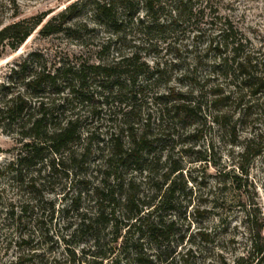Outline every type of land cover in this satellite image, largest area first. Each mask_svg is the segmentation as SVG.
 <instances>
[{
  "label": "rangeland",
  "instance_id": "obj_1",
  "mask_svg": "<svg viewBox=\"0 0 264 264\" xmlns=\"http://www.w3.org/2000/svg\"><path fill=\"white\" fill-rule=\"evenodd\" d=\"M80 1L69 29L42 35L37 28L17 50L0 56V85L33 53L41 56L34 64L48 69L63 62L120 64L110 82L89 77L88 99L66 112L81 119L82 137L69 148L77 161H66L67 151L65 165L51 171L47 163L56 155L45 151L36 166L16 172L10 165L26 140L17 126L0 125V264H264V0H214L199 23L172 24L168 12L153 20L140 11V25L122 14L115 27L93 17L90 0ZM16 2L18 18H25L58 13L71 0ZM0 18L14 19L7 1ZM228 27L253 65L262 63L252 68L253 81L244 83L219 66L208 47ZM135 55L148 73L136 60L133 67L125 62ZM119 79L128 81L121 97L116 89L111 93ZM256 82L258 94L252 92ZM172 93L199 107L193 118H174ZM126 123L144 127L149 146L143 169L120 167L115 178L104 160L111 137L127 144ZM247 147L252 152L244 156ZM175 166L180 169L172 172ZM98 187L113 188L116 201L97 196ZM132 192L146 223L174 222L168 239L151 235L147 226L140 232L126 219L124 197ZM101 204L106 213L113 210L116 225L101 222L95 232L82 231L83 218L96 215Z\"/></svg>",
  "mask_w": 264,
  "mask_h": 264
},
{
  "label": "trees",
  "instance_id": "obj_2",
  "mask_svg": "<svg viewBox=\"0 0 264 264\" xmlns=\"http://www.w3.org/2000/svg\"><path fill=\"white\" fill-rule=\"evenodd\" d=\"M6 1L13 8L14 19L7 23L5 19L0 18V56L7 49L17 50L37 28L42 35H50L69 29L67 24L78 14L81 8L80 0H71L58 13L53 14L54 12L50 9L30 17L18 18L20 9L16 0H0V6H5ZM90 3L93 17L108 27L117 26L122 14L137 19L142 25L143 20L139 17L140 11H144V16L151 17L153 20H157L159 14L168 12V22L172 24L179 22L199 23L208 16V11L210 15V11L216 5L214 0H90ZM149 24L152 25L151 21ZM145 28L147 31L152 29L151 26H145ZM219 37H221L220 41L213 40L208 43V47L212 48L216 55L217 61L215 62L221 67L230 68L233 74L240 77L244 83L253 81L255 79L252 76V68L255 66L253 65L254 58L246 50V46L238 37L237 32L233 27H228ZM39 56V54L33 53L31 56L20 60L10 69L8 84L0 85L3 92L0 98V125L7 128L8 126H17L21 140H26L23 143L22 152L16 161H12L10 165L16 172L24 164L36 166L40 160H43L45 151L56 155L47 163L51 171L57 170L58 166H64L65 160L69 162L78 160V153L69 148L82 137L81 119L74 112L70 115H67L66 112L73 110L71 106L83 103L88 99L84 97V89L89 77H101L110 82L109 80L117 74L120 65L119 63L82 62L72 64L63 62L62 65L48 69L46 65L37 66L34 64ZM134 60L138 63L139 57L137 55L129 57L125 59V62L133 67L135 65ZM259 64L262 65V63ZM145 66L144 63H138V69L148 73V68ZM126 82L128 81L120 82L119 79L115 84L113 81L115 86L111 88V93L116 89L115 96H123ZM259 87L260 82H256L252 92L258 94ZM15 88L17 89L15 90ZM175 95V93L171 94L174 99H172L173 103L170 104L174 118L183 122L193 118L196 114V108L199 107L185 101L183 95L177 94V97ZM154 103L158 104L159 107L161 106V94L155 97ZM126 131L128 132L127 144L119 136L116 139L111 137L109 152L104 160L109 168L114 167L116 170H113L115 178H119L116 172L120 167L136 166L139 170L144 168L141 167L142 153L149 146L146 130L144 127L138 129L130 123H126ZM250 150L252 148L247 147L243 155H250L252 152ZM67 151L69 152L65 159L63 157L65 155L62 154ZM86 152L87 150H84L81 156H85ZM253 152V156L259 154V151ZM58 155L61 158H57ZM179 169V166H175L172 172H177ZM173 184L175 187L176 182ZM130 185L133 186L131 181ZM95 193L103 200L109 198L112 202L116 201L113 188L103 187L100 189L98 187ZM137 201L139 200L134 192L124 197L128 212L126 219L134 221L132 225L138 226L137 229L140 232L144 226H147L151 235L157 234L163 239H168L174 232V222L166 224L160 220L146 223V218H142L144 206L137 204ZM160 203L162 206L163 202ZM198 211L197 209L194 213ZM113 215V210L111 213H106L103 204H101L100 211L96 215L91 218H83L81 230L95 232L101 222L116 225Z\"/></svg>",
  "mask_w": 264,
  "mask_h": 264
}]
</instances>
